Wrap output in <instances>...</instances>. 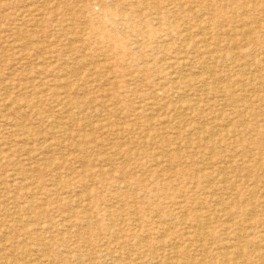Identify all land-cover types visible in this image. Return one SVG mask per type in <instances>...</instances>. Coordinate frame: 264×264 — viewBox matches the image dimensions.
I'll use <instances>...</instances> for the list:
<instances>
[{
    "label": "rangeland",
    "instance_id": "obj_1",
    "mask_svg": "<svg viewBox=\"0 0 264 264\" xmlns=\"http://www.w3.org/2000/svg\"><path fill=\"white\" fill-rule=\"evenodd\" d=\"M0 264H264V0H0Z\"/></svg>",
    "mask_w": 264,
    "mask_h": 264
}]
</instances>
